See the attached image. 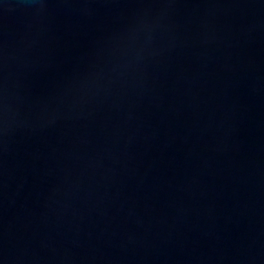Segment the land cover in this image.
Returning <instances> with one entry per match:
<instances>
[{
  "label": "water",
  "instance_id": "obj_1",
  "mask_svg": "<svg viewBox=\"0 0 264 264\" xmlns=\"http://www.w3.org/2000/svg\"><path fill=\"white\" fill-rule=\"evenodd\" d=\"M0 264H264V0H0Z\"/></svg>",
  "mask_w": 264,
  "mask_h": 264
}]
</instances>
